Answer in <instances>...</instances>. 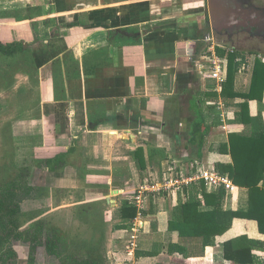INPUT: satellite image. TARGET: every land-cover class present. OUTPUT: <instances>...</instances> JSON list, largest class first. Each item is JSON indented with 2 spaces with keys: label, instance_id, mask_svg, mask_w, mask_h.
<instances>
[{
  "label": "crops",
  "instance_id": "1",
  "mask_svg": "<svg viewBox=\"0 0 264 264\" xmlns=\"http://www.w3.org/2000/svg\"><path fill=\"white\" fill-rule=\"evenodd\" d=\"M241 7L239 0H0V40L21 44L16 54L24 60L17 84L0 93L3 135L6 124L12 153L22 156L21 169L33 172L35 187L50 194L84 188L47 202L50 210L100 204L82 192L108 191L100 216L110 264H236L224 256L226 241L241 233L264 239L255 221L241 220L203 255L177 252L175 245H185L169 219L184 202L183 190L151 194L141 214L135 205L133 219L121 212L122 202L132 203L175 160L195 168L232 163L222 146L246 129L235 121L244 99L223 96L226 80L218 85L197 63L203 41L226 48L221 34L234 42L228 28L233 17L245 19ZM237 51L242 64L234 89L245 92L253 62L264 53ZM215 103L221 121L200 156L196 146L186 148L188 132L198 111ZM249 111L264 122V94L249 101ZM215 118L209 114L207 122ZM234 185L225 207L247 208L248 189ZM134 231L138 250L163 244L161 253L137 257Z\"/></svg>",
  "mask_w": 264,
  "mask_h": 264
},
{
  "label": "trees",
  "instance_id": "2",
  "mask_svg": "<svg viewBox=\"0 0 264 264\" xmlns=\"http://www.w3.org/2000/svg\"><path fill=\"white\" fill-rule=\"evenodd\" d=\"M222 48V47H221ZM218 48L221 55L228 59L227 78L223 96L235 99L242 97V109L236 113L235 121L245 124L246 129L241 134L232 133L229 136V143L222 146L223 152H228L232 157V163H219L217 169L220 173L227 175L234 184L248 189L249 204L247 208L237 210L225 207L228 195L224 186L208 189L204 183H195L189 187H184V202L170 214L169 228L177 230L180 235V244L175 245L177 252L191 257L201 256L209 245H215L216 237L224 234L232 227H236L241 220L255 221L257 230L264 235V122L261 115L255 117L250 115L249 101L263 100L264 94V59L256 58L252 67V78L249 89L239 92L234 89L236 73L242 64L237 58L241 55L238 51H226ZM18 50H23L19 43L7 44L0 40V51L5 54H14ZM219 98V97H216ZM204 102V100H203ZM208 111L199 110L189 130V139L186 148L196 146L198 155L202 156V151L206 144V137L212 126L220 123L221 112L217 103L210 105ZM214 114L215 121L207 122V116ZM139 165L143 167L141 159ZM23 170V169H22ZM194 167L192 171H195ZM25 171V170H24ZM24 189L25 195H29L32 186L26 182L25 177L15 180L8 187H1L0 213L5 212L11 217L15 229L12 234L17 238H22L20 233L17 214L20 213L23 196H20V189ZM23 193V192H22ZM17 198L15 201L14 199ZM20 198V200H18ZM203 207H206V209ZM123 218L133 219L137 215L136 206L124 201L121 204ZM34 236L29 240L31 250L35 251L39 245H45L49 252H54L57 244L54 234L48 231L45 223L37 224ZM49 232V233H48ZM10 235L0 232V246ZM45 237V239H43ZM12 238V237H11ZM93 247V246H92ZM137 248V247H136ZM163 244L151 251H141L136 249V256L158 255L161 253ZM97 249V252L95 251ZM224 256L227 260L236 264H264V239L249 236L241 233L235 238L223 244ZM169 251L174 253L172 246ZM90 261L78 264H107L103 257H100L99 248L92 249ZM1 257V256H0Z\"/></svg>",
  "mask_w": 264,
  "mask_h": 264
},
{
  "label": "rangeland",
  "instance_id": "3",
  "mask_svg": "<svg viewBox=\"0 0 264 264\" xmlns=\"http://www.w3.org/2000/svg\"><path fill=\"white\" fill-rule=\"evenodd\" d=\"M239 4L245 9L243 14L249 16L246 19L247 23L251 22L252 15H257L251 9L257 10L258 8L262 25L260 26L259 21H257L258 30L249 31L247 26L239 28V32L234 35V42L226 41L225 35L219 34V42L222 40L223 44L228 46L220 48L225 51H229L232 48L243 52H249L253 49L264 53V0H239ZM211 44L212 42L203 41L202 46L204 50H208ZM216 47L218 51L219 46L216 45ZM16 53L7 55L0 51V93H3L1 91L10 90L17 84L18 74L21 72L24 60L21 55ZM5 126L4 130L6 132L3 135L2 121L0 120V188L8 187V183L12 184L13 181H17L22 177H25L26 182L33 188L30 191L31 193L25 196H23L25 194L23 188L19 191V197L23 196V198L21 200L18 198L21 203V210L17 214L15 221L19 225L16 230L17 234L20 233L22 238H17L12 234L15 230L13 228L15 225L10 223L11 217L5 212L0 213V232L10 235V239H6L1 243L0 264H78L91 260V251L94 247L99 248L100 257H103L110 264L106 255L108 251L107 237L101 232L106 227L105 225L103 227L105 219L103 218L104 215H102L103 217L100 216L101 213H104L103 198L108 194V191L102 188L103 190L101 191L89 190L82 192L86 198L101 199L99 200L100 204L90 202V204L88 203L84 206L50 210L52 206H49L47 202L53 201L56 203L63 195L81 194L84 188H79L75 191L57 190L50 194L49 190L35 187L32 183L34 179L33 172L22 170V166L18 162V159L21 162L22 156L19 157L12 153L15 149L10 145L8 130ZM1 197L3 195L0 194ZM14 200L16 201L17 198ZM41 201L42 207H40ZM97 211L100 213L97 214ZM39 223L48 225V231L56 237L57 244H55L56 246L52 253L47 250L45 245H39L35 251L31 250L29 240L34 236L35 228L37 229L36 226ZM95 251L97 252V249Z\"/></svg>",
  "mask_w": 264,
  "mask_h": 264
},
{
  "label": "built area",
  "instance_id": "4",
  "mask_svg": "<svg viewBox=\"0 0 264 264\" xmlns=\"http://www.w3.org/2000/svg\"><path fill=\"white\" fill-rule=\"evenodd\" d=\"M197 67L201 72L213 78L218 85L227 78L228 59L218 53L216 44H211L200 57ZM194 165H187L175 160L164 169L162 178L154 180L150 185L141 186L140 191L133 198L132 203L137 206L139 214L145 209L146 197L151 194L159 196L183 190L195 183H204L208 189L224 186L227 192L234 190V182L227 175L219 172L217 168L202 167L192 171ZM131 247H137V231L131 236Z\"/></svg>",
  "mask_w": 264,
  "mask_h": 264
},
{
  "label": "water",
  "instance_id": "5",
  "mask_svg": "<svg viewBox=\"0 0 264 264\" xmlns=\"http://www.w3.org/2000/svg\"><path fill=\"white\" fill-rule=\"evenodd\" d=\"M241 10H242V12H245L244 10V7H241ZM247 17H249V16H247ZM247 17H245V19H243L242 17H237V18H235V17H233L232 19H233V21H230L232 24H233V26H237L238 28H243V26H247L248 27V30L249 31H251V30H253V29H257L258 27H257V21H259L260 19V17H261V15H259V14H257V15H252L251 16V18H252V20H251V22L249 23H247ZM215 28H214V30H216V32L218 31V33H221L220 31V28L222 27H220V26H218V27H216V23H215ZM220 30V31H219ZM256 33H259V32H256Z\"/></svg>",
  "mask_w": 264,
  "mask_h": 264
},
{
  "label": "flooded vegetation",
  "instance_id": "6",
  "mask_svg": "<svg viewBox=\"0 0 264 264\" xmlns=\"http://www.w3.org/2000/svg\"><path fill=\"white\" fill-rule=\"evenodd\" d=\"M251 11L255 12L256 14H260V11L258 8H257V10L252 8ZM247 16L248 15L245 14V17H247ZM259 24L262 25V22L260 20H259ZM258 29L259 28L253 29V30H258ZM228 31H232V33H237V32H239V28L237 26H231L230 28H228Z\"/></svg>",
  "mask_w": 264,
  "mask_h": 264
}]
</instances>
